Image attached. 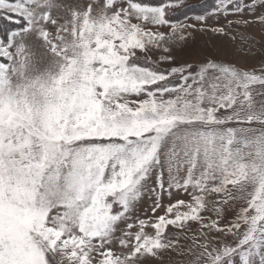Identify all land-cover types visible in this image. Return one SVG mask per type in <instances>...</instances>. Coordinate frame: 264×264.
<instances>
[{
	"label": "snow or ice",
	"instance_id": "snow-or-ice-1",
	"mask_svg": "<svg viewBox=\"0 0 264 264\" xmlns=\"http://www.w3.org/2000/svg\"><path fill=\"white\" fill-rule=\"evenodd\" d=\"M197 8L0 0V264H264V0Z\"/></svg>",
	"mask_w": 264,
	"mask_h": 264
},
{
	"label": "rangeland",
	"instance_id": "rangeland-1",
	"mask_svg": "<svg viewBox=\"0 0 264 264\" xmlns=\"http://www.w3.org/2000/svg\"><path fill=\"white\" fill-rule=\"evenodd\" d=\"M150 3L153 4H159L161 2V0H149ZM192 4H196V5H203V8H197L196 12L197 14L203 10H209L212 7L215 6L216 4V0H185V6L188 5H192ZM183 11L184 9L182 8L181 10H179L176 14V16H174V19H183ZM189 15H192V13H189ZM190 22H195V21H190ZM249 63H253V64H257L259 63V60H253V61H249ZM146 207V205H145Z\"/></svg>",
	"mask_w": 264,
	"mask_h": 264
}]
</instances>
